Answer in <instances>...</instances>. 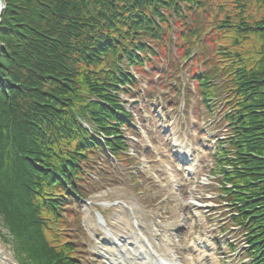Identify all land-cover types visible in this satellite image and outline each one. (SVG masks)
Listing matches in <instances>:
<instances>
[{
  "label": "trees",
  "instance_id": "obj_1",
  "mask_svg": "<svg viewBox=\"0 0 264 264\" xmlns=\"http://www.w3.org/2000/svg\"><path fill=\"white\" fill-rule=\"evenodd\" d=\"M5 2L0 218L25 264H80L56 228L63 227L65 197L77 192L84 163L99 145L83 120L113 138V151L124 149L120 127L129 115L117 92L130 78L120 63L142 70L150 49L142 37L159 40L170 19L181 23L186 13L200 12L211 18L214 56L194 78L205 102L224 98L230 170L222 169V156L217 162L232 187L223 189L250 234L254 262L264 264V0ZM197 34L198 23L181 33L190 41Z\"/></svg>",
  "mask_w": 264,
  "mask_h": 264
},
{
  "label": "rangeland",
  "instance_id": "obj_2",
  "mask_svg": "<svg viewBox=\"0 0 264 264\" xmlns=\"http://www.w3.org/2000/svg\"><path fill=\"white\" fill-rule=\"evenodd\" d=\"M211 18L206 13H194L186 16L187 29L194 28L198 24V34L192 42L183 43L181 38V23L175 17L169 20L170 30L164 28L165 36L159 41H152L148 37H142V40L150 45L157 56L149 54L151 65H147L145 73H141L138 68L129 66L126 62L122 64L124 72H129L134 76L137 82V89L133 90V95L127 92H120L122 101H125L126 109L134 115L133 123L124 133L130 135L138 127L147 126L154 119L159 118L162 112V143L165 144L167 152L176 149L175 139L186 138L190 136L195 148L203 150L202 163L203 173L192 176L191 183L185 188H179L182 192L190 188L194 189V194L214 188L204 185L200 182L203 177L209 176L210 180L218 177L213 176L210 172L213 165V152L217 138L226 141L227 127L223 120L224 108L217 102L212 103L211 114L204 103L201 102L197 84L193 79V72L201 73L205 67V60L212 58L214 45L210 42V32H207ZM194 24V26H193ZM140 37V36H139ZM182 43V44H181ZM182 45V48L179 47ZM184 45V46H183ZM191 45V58L185 60L183 52ZM130 89L128 86L126 87ZM152 116L153 120L148 121L144 115ZM157 125V121L152 127ZM174 127V137L164 128ZM172 133V131H171ZM129 149L122 158H112L107 155L106 150L99 149L96 156L90 160L92 170H88L84 182L80 184V189L88 197L86 202L76 200L73 197H67L64 208L63 223L64 226L56 228V235L68 238L75 245V256L82 264H105V259L99 253V237L104 232L102 229L91 230L86 224V212L98 220V210L107 222L112 224L115 216L114 209H105L97 204L94 197L103 193V199L108 202L125 200L129 203H139L134 207L139 211L140 206L150 210L157 219H165L168 223L176 225L173 243L178 256L179 262L184 263L182 257L189 254V246L194 243L199 248L203 245L202 238H205L204 228L201 226L198 218L193 214L192 205L188 202V195L180 204L173 201L172 196L168 195L162 201L155 190L149 186L148 177L140 173V167L143 162L138 152L142 151V146L134 140L129 139ZM149 161H154V154L146 151ZM138 159L140 162L138 163ZM154 164V163H151ZM179 191V190H178ZM188 193V192H187ZM102 199V198H101ZM137 205V204H136ZM182 205V206H180ZM176 207L181 209L177 210ZM88 210V211H87ZM198 214H204L201 209L196 211ZM209 219V227L213 247L206 250L208 258L206 264H252V259L247 250H245L244 230L234 226L230 220V213L217 211ZM229 216V218H228ZM1 225V224H0ZM0 241L5 244L6 250L11 254L15 264H25L24 259L17 253L11 237L7 230L0 226ZM98 248V249H97ZM2 255V254H1ZM185 264V263H184Z\"/></svg>",
  "mask_w": 264,
  "mask_h": 264
},
{
  "label": "bare ground",
  "instance_id": "obj_3",
  "mask_svg": "<svg viewBox=\"0 0 264 264\" xmlns=\"http://www.w3.org/2000/svg\"><path fill=\"white\" fill-rule=\"evenodd\" d=\"M3 0H0V8ZM171 182H177V176L169 174ZM180 181V180H179ZM103 193L96 195L97 204H102L105 209H114L115 216L112 224L107 222L100 213L98 220L86 212V224L96 231L102 229L104 234L99 237V253L107 264H178V260L169 247L162 246V240H158V227L154 221H144L134 211L133 204L125 201L108 202L103 199ZM102 198V199H101ZM176 200H178L176 198ZM139 205V203H136ZM88 211V210H87ZM132 213V215H131ZM148 215V213H145ZM150 219V217H148ZM168 231L164 230V238H168ZM98 249V248H97ZM2 254V255H1ZM163 261V262H162ZM0 264H15L11 254L7 252L5 244L0 241Z\"/></svg>",
  "mask_w": 264,
  "mask_h": 264
},
{
  "label": "water",
  "instance_id": "obj_4",
  "mask_svg": "<svg viewBox=\"0 0 264 264\" xmlns=\"http://www.w3.org/2000/svg\"><path fill=\"white\" fill-rule=\"evenodd\" d=\"M2 8H3V7L0 8V13H1Z\"/></svg>",
  "mask_w": 264,
  "mask_h": 264
}]
</instances>
